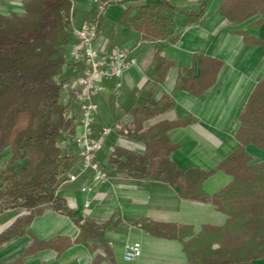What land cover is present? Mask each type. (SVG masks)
<instances>
[{"label":"crops","instance_id":"crops-1","mask_svg":"<svg viewBox=\"0 0 264 264\" xmlns=\"http://www.w3.org/2000/svg\"><path fill=\"white\" fill-rule=\"evenodd\" d=\"M25 1L29 0H0V14L24 16ZM71 1L72 30L95 21L98 34L94 45L99 52L108 54L121 47L129 51V59H136V64L124 71L122 87L116 93L111 91L113 82H105V91L96 98L94 129H110L102 149L95 154L96 162L107 172V181L82 192L83 187L92 185V174L87 172L75 182H65L56 192L77 220L107 227L98 239L75 243L79 230L73 221L46 210L22 227L23 234L0 244V264H188L176 232L175 237L159 238L161 228L173 225L179 235L192 236L203 226L222 228L228 217L210 204L180 198L178 188L135 178L111 164L112 154L115 148L142 154L144 145L132 137L139 119L136 112L151 101L168 99L172 106L143 121L140 132L159 122L176 123L167 135L175 145L170 159L178 170L214 171L240 147L236 134L241 113L264 77V23L258 24L260 16H255L232 25L221 15L220 0H210L199 24L186 27L175 44L140 42L130 29L117 25L120 15L128 6L160 7L162 0L113 3L100 15L95 13L92 0ZM167 1L182 12L201 9L200 0ZM69 49L64 52L66 58ZM165 63L169 64L165 78L157 83ZM78 73L71 63L64 70L71 79ZM64 91L65 97L72 93L68 87ZM124 128H129L130 136L120 133ZM245 151L247 167L264 166L263 149L248 144ZM11 156L9 149L0 152V171ZM78 165L75 152L69 173ZM232 181V176L215 170L203 182L202 190L212 196ZM24 215L27 213L15 210L0 213V234ZM129 243L141 247L140 257L132 262L123 259ZM242 264H264V259Z\"/></svg>","mask_w":264,"mask_h":264},{"label":"trees","instance_id":"trees-1","mask_svg":"<svg viewBox=\"0 0 264 264\" xmlns=\"http://www.w3.org/2000/svg\"><path fill=\"white\" fill-rule=\"evenodd\" d=\"M162 2L153 8L128 6L117 25L130 29L140 42L175 44L186 27L199 24L210 0H200L198 12H182L167 0ZM22 7L24 16L0 14V152L9 149L12 154L0 171V213L15 210L27 215L0 234V244L23 234L22 227L46 210L69 217L79 230L74 242L88 244L98 239L107 225L77 220L56 196L76 152L68 138L77 119L73 90L64 96L72 80L64 74L69 65L64 52L73 41L72 1L29 0ZM219 10L232 25L255 16H260L258 24L264 23V0H220ZM168 67L165 63L157 83L164 80ZM171 106L168 99L151 101L136 112L139 119L131 136L144 145V152L115 148L111 164L137 179L178 188L180 198L210 204L228 217L222 228L203 226L192 236L179 235L173 225L161 228L159 238L177 234L188 264H242L264 259V166L247 167L245 151L248 144L264 150V77L241 113L236 134L240 147L214 169L232 176L233 181L212 196L203 192L202 184L214 171L182 172L170 159L175 145L167 134L176 123L159 122L140 132L143 121ZM69 111L74 113L71 119L66 117ZM120 133L130 136L129 128ZM186 237L190 239L184 242Z\"/></svg>","mask_w":264,"mask_h":264},{"label":"built area","instance_id":"built-area-1","mask_svg":"<svg viewBox=\"0 0 264 264\" xmlns=\"http://www.w3.org/2000/svg\"><path fill=\"white\" fill-rule=\"evenodd\" d=\"M137 0H92L95 13L100 15L105 8L113 3H126ZM98 34L96 22H89L72 30L73 41L70 45L66 59L79 71L67 87L73 90L75 112L77 119L73 133L68 135L69 141L75 146L79 165L75 172L68 173L66 182H75L79 176L87 172L92 174L91 187H83L82 192L90 191L94 184L107 181V173L96 162L95 154L99 152L110 129L103 127L94 129L95 117L98 111L96 98L105 91V82H113L111 91L116 93L122 87L124 71L136 64V59H129V51L118 47L111 53L99 52L94 42ZM73 112L66 115L68 119L73 117ZM88 204H86V207ZM141 255V247L138 243H129L125 246L123 259L132 262Z\"/></svg>","mask_w":264,"mask_h":264},{"label":"rangeland","instance_id":"rangeland-1","mask_svg":"<svg viewBox=\"0 0 264 264\" xmlns=\"http://www.w3.org/2000/svg\"><path fill=\"white\" fill-rule=\"evenodd\" d=\"M215 247H217V246H215Z\"/></svg>","mask_w":264,"mask_h":264}]
</instances>
